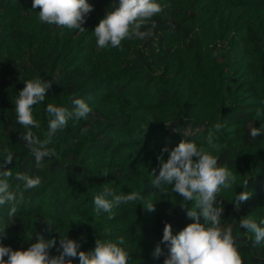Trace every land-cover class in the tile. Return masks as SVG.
Masks as SVG:
<instances>
[{
    "label": "trees",
    "instance_id": "trees-1",
    "mask_svg": "<svg viewBox=\"0 0 264 264\" xmlns=\"http://www.w3.org/2000/svg\"><path fill=\"white\" fill-rule=\"evenodd\" d=\"M88 2L94 10L81 33L41 22L33 0H0V161L4 148L13 152L9 182L13 191L17 185L23 191L11 219L10 205H0V246L27 250L41 233L56 241L49 250L56 256L63 236L85 252L96 239L123 237L128 264H164L165 256L152 252L165 224L178 234L194 222L187 216L192 205L181 207L174 185L165 186L166 194L153 188L150 172L158 174L164 147L188 141L207 148L213 132L218 147L209 151L237 177L217 198L224 209L221 227L232 228L244 264H264V244L254 246L255 234L239 226L250 216L264 227V133L250 136L252 127L264 125V0H156L163 11L152 18L153 35L122 41V51L98 48L93 33L119 0ZM38 77L51 81L45 100L33 106L40 128L32 131L39 138L48 131L49 103L72 110V99L81 98L92 109L86 120L70 118L57 130L47 145L56 154L39 167L19 139L27 129L15 113L24 82ZM216 123L223 125L220 132ZM168 155L163 153L165 161ZM17 172L42 183L24 190ZM105 184L117 194L139 192L143 201L117 206L113 220L106 213L96 218L94 197ZM242 191L252 195L237 211L234 198ZM149 203L154 211L144 208ZM72 264H79L78 256Z\"/></svg>",
    "mask_w": 264,
    "mask_h": 264
},
{
    "label": "clouds",
    "instance_id": "clouds-1",
    "mask_svg": "<svg viewBox=\"0 0 264 264\" xmlns=\"http://www.w3.org/2000/svg\"><path fill=\"white\" fill-rule=\"evenodd\" d=\"M37 8L40 9L38 18L41 22L78 30L81 33L86 30L83 25L88 14L94 10L88 0H33L32 9ZM162 11V6L156 0H119L118 6L107 11L94 29L98 48L105 49L110 46L122 51L121 42L124 40H143L151 37L152 30L156 27L152 18ZM24 83L25 87L15 101L17 123L27 129L19 139L25 141V146L34 155L39 167L45 157L56 154L55 150L47 145L57 130L65 128L70 118L77 122L80 119L86 120L92 109L81 98L72 99V110L49 103L45 109L49 118L48 131L45 138L41 139L32 131V128H40L39 121L33 116V106L45 100L51 81L38 77ZM260 115L258 110L257 116ZM222 127V124L216 123L214 131L220 132ZM86 133V128L81 130L82 135ZM261 133H264V125L260 128L252 127L250 130L253 139ZM217 147L213 132H209L207 136V148L198 147L196 143L188 141H181L171 150L164 147L158 156V174L155 168L150 172L153 188L159 189L161 194H166L168 189L165 186L174 185L171 191L183 197L181 207H186L187 202L192 205L187 210V216L194 222L178 234L173 235L171 225L165 224L162 240L152 252L154 258L165 256L164 264H244L233 238L232 228L221 227L224 209L222 200L217 198L222 189H229L236 183L237 177L227 165L221 166L218 157L209 151ZM3 151L4 159L0 161V205H10L8 217L11 219L16 215L18 205L23 202V191L19 190L20 185L16 186L17 191L12 190L9 179L13 177V172L6 169V165L12 163L14 156L8 148ZM163 153H169L166 161L163 159ZM101 175L107 176L108 172L104 171ZM15 178L23 182L24 190L35 189L42 183L41 177L21 172H17ZM247 185L248 180H245L242 187L246 189ZM251 195L248 191L236 194L235 209L239 211L241 204L249 200ZM136 201H143L139 192L117 194L112 187L105 184L102 193L94 197L95 217L99 218L102 213H106V219L113 220L114 208ZM144 208L148 211L155 210L153 203ZM197 209L200 211L197 212ZM260 225H264V220L260 221ZM239 226L255 234L254 246L264 244V227L259 226L250 216L241 217ZM104 233L109 235L110 230L105 228ZM55 243V240L45 239L41 233H37L35 242L31 243L27 250L14 251L11 247L0 246V264H72V258L77 256L79 264H128L131 258L122 247L125 245L123 237H119L116 242L110 239H96L94 249L85 252L80 251L81 244L78 241L63 236L57 249L59 255L52 256L49 250ZM161 244L167 248V254Z\"/></svg>",
    "mask_w": 264,
    "mask_h": 264
}]
</instances>
